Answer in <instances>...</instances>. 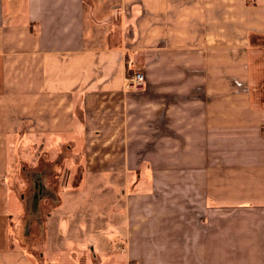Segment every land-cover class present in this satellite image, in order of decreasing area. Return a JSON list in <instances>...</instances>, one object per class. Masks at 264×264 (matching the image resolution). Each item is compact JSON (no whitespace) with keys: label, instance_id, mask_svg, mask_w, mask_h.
<instances>
[{"label":"crops","instance_id":"0c3cea01","mask_svg":"<svg viewBox=\"0 0 264 264\" xmlns=\"http://www.w3.org/2000/svg\"><path fill=\"white\" fill-rule=\"evenodd\" d=\"M114 3L0 0V264H36L10 235L8 152L21 138L82 155L70 163L86 182L126 185L127 263L264 264V0ZM134 71L139 94L125 88ZM40 172L30 222L52 196ZM66 218L54 224L62 237ZM110 232L44 243L61 253L86 241L97 260L92 244L112 247Z\"/></svg>","mask_w":264,"mask_h":264},{"label":"rangeland","instance_id":"374dc122","mask_svg":"<svg viewBox=\"0 0 264 264\" xmlns=\"http://www.w3.org/2000/svg\"><path fill=\"white\" fill-rule=\"evenodd\" d=\"M117 1L114 0L116 3ZM102 4L106 5V2ZM111 13H113L112 24H109V26H111L112 40L118 42L115 38L116 36H122L121 21L123 14L118 5L112 8ZM101 15L105 17L109 14L103 12ZM101 15L99 18H102ZM107 25L108 23H103V26L106 27ZM133 27L139 30V23L133 24ZM262 90H264V86ZM56 142V139L53 138H39L34 149H32L33 143L25 138L14 140L10 144L8 152L10 177L8 180L10 210L12 212L10 235L13 247L25 251L33 260H36V264H45L43 263L42 255L43 258L48 260L47 264H130L125 260L123 240V211L126 185L122 186L118 177L112 178V183L109 184L111 195H109V199L105 198L104 194L106 192H103L100 188L109 185L102 182L94 184L86 182L85 179L82 180L80 169L78 170L71 165L72 159L78 160L82 155L68 153L62 160L63 151L53 148ZM66 164L69 166H66ZM36 170L41 171L40 173L47 172V176L42 179V184L50 189L52 195L51 197L38 200L40 207L45 208L41 210V223L30 222L26 212L28 211L26 205L30 201V197L38 192L39 189L34 185L33 180L35 179L32 178V173L37 172ZM78 174L80 176L79 179L81 178L79 182L76 179ZM44 178L47 179V184H45ZM73 182H78L77 187L80 188L79 190L74 189L77 192L74 195L71 194L73 193L71 188H74ZM119 186L121 188L124 187L123 194L121 192L118 193L120 190ZM104 191L106 190L104 189ZM44 213L52 216H43ZM65 215H67L68 219ZM43 218H45V222ZM60 218H66L70 221L68 231L65 230L62 233L65 237L59 236L55 228ZM43 223L46 225L45 229L40 227V224ZM48 224L54 230L49 231L51 228ZM106 226L112 227V232H110L112 233V247L106 250L105 247L92 244L94 245L93 253L99 255L97 260L91 258L92 253L89 251L91 247L89 242L86 241L83 242L86 245L81 246L80 250H70L61 253L56 252L58 249L57 245L51 246L52 250H50V247H46L44 243L52 235H57V238H55L56 242H63V239L82 242V240H86L88 235L98 233ZM107 253L112 254L111 259H99L100 255ZM64 258H67L68 261Z\"/></svg>","mask_w":264,"mask_h":264},{"label":"built area","instance_id":"2783aa9c","mask_svg":"<svg viewBox=\"0 0 264 264\" xmlns=\"http://www.w3.org/2000/svg\"><path fill=\"white\" fill-rule=\"evenodd\" d=\"M125 88L127 91L133 93L142 92L145 89L144 74L138 71L132 72V74L126 79Z\"/></svg>","mask_w":264,"mask_h":264}]
</instances>
